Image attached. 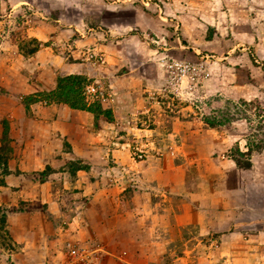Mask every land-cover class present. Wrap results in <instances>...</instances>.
<instances>
[{"label":"rangeland","instance_id":"obj_1","mask_svg":"<svg viewBox=\"0 0 264 264\" xmlns=\"http://www.w3.org/2000/svg\"><path fill=\"white\" fill-rule=\"evenodd\" d=\"M114 43L119 46L113 49ZM104 56L120 75L132 65L138 73L148 66V78L161 82L152 94L167 113L160 125L164 133L153 135L162 139L160 150L173 152L175 116L181 132L194 130L209 140L214 135L220 146L229 144L219 154L222 161L229 157L236 168L235 160L250 162L245 170L256 178L263 172L264 0H0V264H264V187L250 192L253 217L228 236L232 240L172 232H151L142 240L131 218L79 224V212L87 219L90 207L50 193L60 187L50 185L55 172L74 180L80 169L89 170L80 161L55 171L15 167L24 145L31 144L18 141L34 130V105L71 109L54 98L58 80L83 78L77 100L100 104L106 114L108 80L100 73L66 76L61 68L86 63L95 70ZM180 65L189 67L182 77ZM90 84L99 86L103 101L85 100ZM51 85L54 90L46 91ZM258 212L262 217L256 219Z\"/></svg>","mask_w":264,"mask_h":264},{"label":"crops","instance_id":"obj_2","mask_svg":"<svg viewBox=\"0 0 264 264\" xmlns=\"http://www.w3.org/2000/svg\"><path fill=\"white\" fill-rule=\"evenodd\" d=\"M111 46L114 49L119 44ZM104 62L95 70L86 63H65L61 68L66 76L92 77L100 73L99 78L108 80L109 106L105 112L108 115L104 111L94 115L58 104L41 108L39 105L43 103L35 101L34 108L38 111L29 116L36 122L34 130L24 141L18 139L21 145L29 141L31 144L24 145L23 155L18 157L15 167L21 171L28 167L32 171L46 167L55 171L65 169L72 161H80L82 168L89 167L76 172L74 180L62 171L50 175L49 179L50 185L60 186L50 192L56 198L61 194L62 200L76 199L81 208L90 207L88 220L79 212V224L104 219L108 225L114 218L126 216L143 234L142 240L151 232L202 237L216 234L223 241L232 240L228 236L239 232L240 227L246 228L247 218L253 217L248 197L250 192L264 187V169L256 178L254 172L249 174L245 169L234 167L229 157L222 161L219 154H223V148H230L229 144L220 146L214 135L209 140L194 130L181 132L175 116L170 120L174 125L169 134L176 138L173 152L160 150L158 142L162 139L153 135L164 133L160 125L167 113L152 94L161 90V82L148 78V66L142 67L140 73L136 66H125L127 71L120 75L119 68L106 56ZM52 90L51 85L46 91ZM107 143L113 144L112 147L104 146ZM26 152L32 154L30 160ZM253 165L251 161V171ZM55 174L60 178H52ZM110 175L113 176L111 184L108 183ZM70 195L72 198H67ZM257 216L262 214H257L256 219ZM261 217L258 220L262 223ZM155 225L159 226L158 230ZM190 241L186 247H190Z\"/></svg>","mask_w":264,"mask_h":264},{"label":"trees","instance_id":"obj_3","mask_svg":"<svg viewBox=\"0 0 264 264\" xmlns=\"http://www.w3.org/2000/svg\"><path fill=\"white\" fill-rule=\"evenodd\" d=\"M84 79L77 76L76 78H62L58 80L57 83V89L56 92L54 93L55 99L57 100L56 102L63 103L68 105L71 109L73 110H85L94 114H98L101 112L100 104H93V105H87L86 102L84 106H82V101L83 99L77 100V95L81 94L82 85H83ZM74 86L77 88V90H74ZM53 95V96H54ZM241 155V154H240ZM243 155V154H242ZM236 164L238 165L239 168L242 169H249L250 168V162H247V165H240L238 160H235ZM3 219V224L5 223L4 217Z\"/></svg>","mask_w":264,"mask_h":264},{"label":"built area","instance_id":"obj_4","mask_svg":"<svg viewBox=\"0 0 264 264\" xmlns=\"http://www.w3.org/2000/svg\"><path fill=\"white\" fill-rule=\"evenodd\" d=\"M178 67H179L178 70L181 73V77L184 76L185 73H187V71H189L188 66L180 65ZM84 96L87 102H95V101L101 102L104 100L103 92L101 91L99 86H95L94 84H90L85 87ZM141 157H142L141 155L138 156L139 159Z\"/></svg>","mask_w":264,"mask_h":264}]
</instances>
